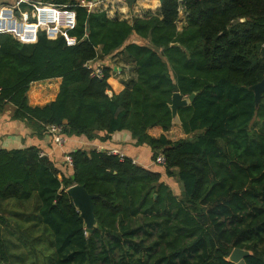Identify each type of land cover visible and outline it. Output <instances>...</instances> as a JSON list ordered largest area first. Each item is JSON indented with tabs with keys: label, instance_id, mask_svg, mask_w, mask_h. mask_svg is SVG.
<instances>
[{
	"label": "trees",
	"instance_id": "1",
	"mask_svg": "<svg viewBox=\"0 0 264 264\" xmlns=\"http://www.w3.org/2000/svg\"><path fill=\"white\" fill-rule=\"evenodd\" d=\"M39 1L76 12V44L0 34L1 114L12 109L40 138L53 125L89 142L126 132L165 161L155 171L77 148L60 168L36 146L0 149V264H234L236 248L264 264V93L257 104L251 90L264 79V0H163L131 23L81 5L92 0ZM109 58L131 67L112 96L113 67L98 78L86 66ZM52 79L56 99L30 107L31 84ZM177 92L195 94L180 125ZM176 126L185 138L170 139ZM74 184L97 196L91 234L67 193Z\"/></svg>",
	"mask_w": 264,
	"mask_h": 264
},
{
	"label": "crops",
	"instance_id": "2",
	"mask_svg": "<svg viewBox=\"0 0 264 264\" xmlns=\"http://www.w3.org/2000/svg\"><path fill=\"white\" fill-rule=\"evenodd\" d=\"M8 2V0H0V2ZM159 0H136L133 5L128 0H110L106 2L104 11L110 18H118L126 20L129 23L135 17H144L147 13H158L161 9ZM113 66V74L108 80L111 90L108 92L110 96L119 94L125 88L123 82L127 81L131 76V67L119 59H108ZM102 65L101 62H95ZM105 63V62H104ZM108 66V65H107ZM61 79H52L39 81L31 84L27 93L28 104L30 107H43L54 101L59 93ZM151 134L159 136L162 131L158 128L153 129ZM68 141L64 147L54 144L51 137L46 134L40 138L34 134L33 129L26 122L12 119V109L5 114L0 115V149L18 150L36 146L42 150V153L51 157L57 163V166H64V155L71 150L77 148H86L94 150H118L127 157L133 159L138 165L139 162L152 160V153L147 146L136 147L135 141L129 133L122 132L113 136L111 141L102 142L95 140L89 142L83 138H67ZM145 156V157H144ZM147 164V162H146ZM142 166V165H141ZM144 167V166H143Z\"/></svg>",
	"mask_w": 264,
	"mask_h": 264
},
{
	"label": "built area",
	"instance_id": "3",
	"mask_svg": "<svg viewBox=\"0 0 264 264\" xmlns=\"http://www.w3.org/2000/svg\"><path fill=\"white\" fill-rule=\"evenodd\" d=\"M108 1L110 0H92L82 2L81 5L92 12L104 11L103 8ZM184 19L185 13L181 9L178 29H181ZM76 22V12L67 6H57L39 0H12L10 5L0 8V34L11 35L20 43L27 45L37 43L40 33H45L47 38L51 40L63 36L68 45H75L76 39L69 36V31L75 28ZM86 66L92 69L93 76L98 78L103 76L102 66L99 63L91 62ZM47 130V134L51 137L54 144L64 147L68 139L62 134L61 128L53 125L48 126ZM106 152L110 155L118 156L121 160L127 157L118 150H108ZM44 155L41 153V156ZM64 161L70 167L73 165V160L68 153L64 155ZM164 161L163 157H159L156 160L157 164H163ZM133 163L137 164L134 160Z\"/></svg>",
	"mask_w": 264,
	"mask_h": 264
},
{
	"label": "water",
	"instance_id": "4",
	"mask_svg": "<svg viewBox=\"0 0 264 264\" xmlns=\"http://www.w3.org/2000/svg\"><path fill=\"white\" fill-rule=\"evenodd\" d=\"M96 1V0H94ZM131 5L134 4L136 0H128ZM160 3H163V0H159ZM87 33H90V29L87 28ZM251 90L255 93L256 103L259 104L263 93H264V79L257 85L251 87ZM195 94L190 97H183L179 92L174 93L172 97V103L170 105L173 117V124L180 125V118L178 111L182 107H187L194 100ZM75 180V177H72ZM67 193L70 195L74 206L77 211L80 213L81 217L85 221L86 233H93L94 229L97 227V220L94 213L93 200L97 197L96 195L90 194L84 186L79 184H74L67 190ZM250 255V252L244 249L236 248L230 255L229 261L234 264H246L245 258Z\"/></svg>",
	"mask_w": 264,
	"mask_h": 264
},
{
	"label": "rangeland",
	"instance_id": "5",
	"mask_svg": "<svg viewBox=\"0 0 264 264\" xmlns=\"http://www.w3.org/2000/svg\"><path fill=\"white\" fill-rule=\"evenodd\" d=\"M12 2V0H9L8 2H0V8L2 6H5V5H10V3ZM110 60H105L104 62H101L103 65H110L111 67L114 62H109ZM113 74H117V73H113ZM168 136L170 137V139L172 140H178L180 138H185V135L182 133V131L180 130V128L178 126H176L175 128H173V130L168 133ZM145 157V156H144ZM147 162V164H146ZM140 165L146 167V168H149V169H153V170H160L162 171V168H160L161 166H159V164H157V162H153L152 160H149V161H141L139 162ZM167 182H169V184L174 188V193L177 194V195H180L181 194V188L179 187V184L176 182V180L172 179V180H165Z\"/></svg>",
	"mask_w": 264,
	"mask_h": 264
}]
</instances>
